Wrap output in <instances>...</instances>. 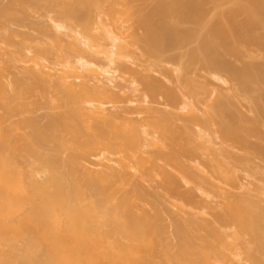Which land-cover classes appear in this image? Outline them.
Returning <instances> with one entry per match:
<instances>
[{"label":"bare ground","instance_id":"6f19581e","mask_svg":"<svg viewBox=\"0 0 264 264\" xmlns=\"http://www.w3.org/2000/svg\"><path fill=\"white\" fill-rule=\"evenodd\" d=\"M50 2H55L58 13L60 12L65 21L70 22L66 27L56 19L57 30L69 28L75 33L79 30L80 34H78L81 37H74V42L69 43V49L72 50L70 52L72 54L73 51L76 52L74 53L76 57H79L82 51L78 49L80 47L77 44L81 43L82 39L89 42L92 39L90 47L96 46L97 42L95 45L94 42L102 36L100 31L104 30V24L106 26L108 22L106 16L110 17L109 20L115 25L120 20L119 17L115 18V14L121 13L119 6L115 5L120 4V7L124 5L122 0H9L6 4H0V30L4 29L3 33L0 31V43L3 42L9 47L17 46L15 37L20 32L12 27L27 24L31 17V13L28 14L30 8L38 9L40 5L44 6ZM135 2L138 3L136 7L138 20L135 29L143 31L138 39L145 47V53L171 62L172 65L178 61L182 64L181 59L186 62L184 67L181 66L183 68L181 72L183 75L186 73L185 76L179 75L177 78V74L181 72L180 69L175 70V80L183 84V86L181 83L178 85L179 88L181 85L183 95L171 90L173 88L170 90L166 88V95L177 104L179 100L181 103L179 105L183 104L182 109L193 110L197 106L199 108L196 109L201 111L200 107L205 106L202 107L204 115H210L213 109L211 115L214 113L219 118L217 120L212 116L206 120L192 114L187 121L200 127V130L211 124L215 127L214 132L221 134L222 142L229 143V146H240L244 151L255 152L264 158V137H262L264 130L261 131L264 128V0H136ZM50 6L51 4L47 7ZM94 14L97 15L95 19L103 18L102 25L97 23L100 19L99 21L93 19ZM56 21L54 20L55 23ZM111 23L107 25L112 26ZM31 24L30 26H33ZM39 25L36 24L35 29ZM42 28L37 30L41 31ZM46 30L43 29L45 31L43 36L49 33L51 35V31L47 30V33ZM123 32L125 34V30ZM31 35L27 33V38L33 39L34 35L30 37ZM39 35L34 38H39ZM59 35L60 32L59 34L57 32L54 38L52 37L55 44L60 43ZM126 38L124 37L125 40ZM37 47L36 54L31 57L37 68L28 71L32 81L13 79L11 82L13 92L9 93L0 77V106L2 104L1 108L5 111L4 116L0 117V125L11 114L10 109L13 110L8 101L21 97L22 91L30 94L34 90H39L43 96L50 95L53 80L49 77L52 74L49 75L50 72L43 70L45 66L39 57L47 58V54L49 51L52 52V49L47 47V50L45 46L38 47L39 49ZM119 48L122 50L120 52L124 51L123 46ZM176 51L180 53L173 54ZM0 53L7 52L2 51L0 46ZM66 53L71 54L69 50ZM37 54L40 56H36ZM53 54L55 57L65 58L57 52ZM10 55L8 61L4 60L5 67H0V72L3 68L12 67L17 51H12ZM198 62H201L202 69L208 74L214 73L219 75L218 78L224 77L230 83L234 82L231 88L227 87L229 88L227 92L226 88L219 86L226 93L232 91L233 95L222 94L224 91L222 89L219 91V88L217 93L203 83L204 79L196 80L198 74L194 75L195 78L190 74L189 68L191 69ZM83 66L86 67V63ZM89 67L87 69L90 72H96V67ZM164 70L167 72L168 69ZM70 78L69 75H60L54 82L58 91L65 96L59 103L51 99L52 105L49 108L60 110L49 113L44 124L34 118H24L13 128H0V264H227L230 258L226 251L231 250L239 255L238 246H241L239 239L245 234H248L252 241L251 236H254L256 241L253 242H256L257 248H264V215L246 200L242 203L229 202L228 215L218 217L222 221H235V226L239 230L234 233L233 243L227 242L222 233L215 231L211 236L203 238L192 229L190 224L180 220L176 215L172 226L174 242L166 236L165 226L161 223L164 207H161L163 201L158 194H153L156 200L152 204L154 207L152 209L155 213L135 211L136 206L132 196L142 200L148 192L142 183L133 180L129 169L134 166L122 159L120 160L122 169H115L110 173L102 172L98 175L85 172L84 177L81 178L78 168L81 160L87 159L100 146L112 153L134 152L138 148L139 132L132 127L129 130L114 129L110 125L109 118L99 121L98 119H104L99 117L104 116L105 109L101 105H94L92 97L85 100L92 102L93 108H84L83 96L70 85ZM202 78L205 77L202 75ZM207 81L210 82L212 79ZM144 84L150 90L161 91L162 86L150 79H145ZM95 91L97 95L107 92L105 88H97ZM179 96L185 98L180 100ZM240 96L248 100L247 102L244 99L249 103L247 107L254 116L245 115L234 105L235 98L240 99ZM166 121L168 120L155 122L154 127L158 129L154 132L169 134L175 141L178 134L182 135V133ZM14 128H27L29 132L14 137L12 136ZM253 137L257 138L258 143L251 141ZM188 140L186 141L189 142ZM208 141L212 142V140ZM45 148L53 152L72 150L69 168L65 173L62 170L64 164L59 157L41 152ZM195 148L173 147L170 153L156 156H163L169 163L181 167L183 164L180 157L194 155ZM21 155L34 158L47 174V180L40 182L34 178L30 185H26L17 167V159ZM235 157L238 159V156ZM126 158L130 159V156L126 155ZM144 161L149 162L139 159L135 164L143 170V174L150 175ZM162 168L160 167V171L169 183L166 186L171 184L174 186L167 190L170 189L171 194L178 195L180 189L178 181L176 182V178ZM118 182L131 184L133 195L126 194L113 204L111 201ZM184 195L181 197L184 198ZM187 198L189 199V196ZM85 200H88V203L83 206ZM63 220L65 223L61 226ZM244 244L246 243L243 242ZM244 247L249 262L261 264L260 254L258 253L257 256L255 253L256 248L246 250L249 246ZM253 250H256L255 254Z\"/></svg>","mask_w":264,"mask_h":264},{"label":"rangeland","instance_id":"374dc122","mask_svg":"<svg viewBox=\"0 0 264 264\" xmlns=\"http://www.w3.org/2000/svg\"><path fill=\"white\" fill-rule=\"evenodd\" d=\"M122 1H124V5L121 4V7L120 4L115 5L117 7L119 6V10L121 9V13H119L121 16L115 14V18L119 17L118 19H120L119 21L117 19L120 26L118 23H115V25L111 23L112 20H109L111 18L106 16L108 19V22L106 20L107 24L110 22L112 26H108L107 24L105 26L103 23L105 28L103 27L104 30L100 31L102 36L98 38L97 41L95 40L94 45L97 42L96 46L90 47L92 39L90 42L82 39L81 43L77 44V46L80 47L78 49H82L79 54L81 59L74 55L76 52L73 51L72 54L70 52L72 50L69 49L71 42H74V37H81L78 32L79 30L76 29L78 30L76 33L69 28L57 30L56 25L58 22H61V25L66 27L70 22L65 21L61 14H59L60 12L58 13L55 2H50V7H47L49 6V4H47L44 6L40 5L38 9L30 8V10H28V12L30 11L28 14L31 13L30 20L33 23L29 18L28 22L30 24L32 23L31 25L33 26H30L27 21V24H24L23 26L11 25L14 26L12 28H16L15 30L18 29L17 31L22 34L18 33L19 35L15 37L16 42L15 39H13L18 47H9L3 42L0 43L1 50L7 52L5 54H1L2 52L0 53V67H5L3 63L6 62L4 60L8 61L12 51H17L16 59L14 63L12 62V67L3 68L0 72V77L3 83L7 86L8 92H13V86L11 85L13 79L27 80V82L31 80L28 71L37 68L35 62L31 60V57L36 54L35 49L37 46L40 48H44L42 46H45L47 50L48 48L52 49V52L49 51L47 54L48 56L46 55L47 58H39L41 59V63L45 66L44 69H42L50 72L49 75L52 74V76L49 77L48 73L45 72L53 82L50 88V95L48 96H43L39 90H34V92L30 94L22 91L21 97L9 100L8 103L13 110L10 109L11 114L6 117V120L0 125V128H13V126L24 118H34L41 124H44L46 122V116L49 113H56L60 110H52L49 108V106L52 105L50 104L51 99H55V102L59 103L65 96L64 93L58 91L59 89L54 82L57 81V78L60 75H69L71 76L69 80L70 85H72L77 92H81L80 94L83 96L84 102L82 105L84 108H93L91 104L92 102L85 100L86 98L92 97L94 105H101L105 109L104 116L99 117H104V119H98L99 121H104L105 118H109L110 125L114 129L129 130L132 127L139 132L137 136L139 144L134 152L123 151L120 153H112L100 146V148L92 152L87 159L81 160L78 164L80 177H84L85 172H90L92 175H98L102 172L110 173L112 170L122 169L120 160L123 159L129 165L134 166L129 169L133 175V180L136 181V183H142L148 192V194H146L147 196L143 198L144 200L132 196V200L136 206L135 211L137 213H141L142 211L149 212V214L155 213V210L152 209L154 208L152 207V204H154L153 202L156 200L153 194H158L164 205L161 206L164 207L162 208L163 221L161 223L165 226L166 236L170 237L169 240L171 239V241L175 242V235L173 234L172 226L174 224L173 219L175 220L176 215L180 220L186 221L190 224L192 229L203 238L211 236L212 232L215 231L222 233L226 237L227 242L233 243L234 233L237 232V229L239 230V228L235 226V221H222L219 220L218 217L225 214L228 215L229 211L227 212V205L229 202L242 203L244 200L250 202L261 215H264V158L255 152H246L240 146H229V143L222 142L223 138L221 134L214 132L215 127L211 124L209 127L205 126L200 130V127L187 121L192 114L199 115L206 120L212 116L217 120H219V118L214 113L211 115L214 111L213 109H211L212 111L210 115H204L202 113V107L204 108L205 106L200 107L201 111L196 109L197 106L194 107L195 110H189V108H186L187 110L182 109L183 104L179 105L181 104L179 103V100L178 104L175 100H173V103L171 98L166 95V88L167 90L168 88L169 90L173 88L171 90H175L177 94L183 95V90L181 91L180 89L182 88L181 85L180 88L178 86L181 82L177 83L178 81L175 80V70L180 69V72L183 71L182 67L186 65V62L181 59L182 64L178 61L172 65L171 62L157 59L149 53L146 54V50H144L145 47L141 40H139L140 33L142 34L143 31L140 32L141 29L136 28L139 30L136 32L135 29L138 20L136 10L138 3L135 2L136 0ZM6 2H9V0H2L0 4H6ZM48 8H50V10ZM119 10L117 9V11ZM96 14H94L93 19H100V22L97 23L102 25L101 19L103 18H98L100 17L98 16V19H95L97 16ZM101 17H103V15H101ZM106 18L104 17V19ZM115 18L114 20H116ZM52 19L55 21L58 19L59 21L57 20L58 22L56 21L55 23ZM35 23L40 24L38 27L39 29L43 26L41 30L42 34L41 31L37 30L38 28L35 29ZM45 26L49 28V30ZM43 29L51 31V35H49V33L47 36H43L45 32ZM3 30L4 29H1L0 31L2 32ZM123 30H125V34ZM23 32H25L26 38ZM57 32L58 34L60 32V43H57L58 45L53 42L54 35ZM4 33H6V31ZM27 33H31L34 37L39 35V38L33 37V39H28ZM32 35L30 37H32ZM126 35H128V37ZM40 37L43 38L40 39ZM124 37H127L126 40ZM113 43L117 48H115L116 46ZM120 46L124 47L123 52H120L122 51L119 48ZM38 47L37 49H39ZM70 48L72 47L70 46ZM68 50L71 54L66 53ZM117 50L119 51L117 52ZM53 52H57L61 56H65V58L55 57L56 53L53 54ZM176 52L173 54L180 53ZM167 55L169 56V54ZM36 56L40 55L37 54ZM84 63H86V67L83 66ZM179 65L180 67H178ZM201 65V62H198L193 67L191 66L193 69L189 68L191 71L190 74L194 76L197 73V76L199 77L196 78V76H194L196 80L199 78V81L204 79L203 83H205L208 88L211 87L212 90L219 93L220 89L224 91L226 88L225 90L227 92V89L229 91V88L233 86L232 84L234 82L231 81L230 83V81L224 77H220V80V78H218L219 75L214 73L208 74V72L202 69ZM89 66L96 67V72H90V70L87 69ZM165 68L168 70L170 69V71L167 70V72H165ZM200 69H202V71ZM177 75V78H179V75L183 74L181 72ZM185 75L186 73L183 76ZM202 75L205 78H202ZM77 76H80V78L77 79ZM180 77L182 78V76ZM194 77L191 78L194 79ZM145 79H150V81L152 80L154 83L162 86L160 88L161 91L157 92L148 89L144 84ZM207 79H212V81H210L211 83L208 82L209 80L207 81ZM219 86H222L224 89ZM97 88H105L107 92L103 95H97L95 91ZM222 91L220 93H222ZM226 92L224 91L222 94L230 93ZM231 94L233 95L232 91L229 95ZM242 97L240 96V99L237 97L235 98L236 100L233 98V100L236 101V103L233 102L234 105L245 115L249 117L254 116L247 107L249 105V103H247L248 100L244 96ZM183 98L181 96L180 100ZM244 99L247 102H245ZM237 100L240 101L237 102ZM1 106L0 117H3L5 111ZM165 119L168 120L166 122H169L175 129L182 133V135L178 134L175 141H173V137L169 134L163 135L160 132H154L158 129L154 127V123L164 122ZM263 125L261 128H263ZM263 130L264 128L261 129V131ZM199 131L201 132L199 133ZM28 132L29 129L27 128H14L12 130V136L19 137ZM262 134V137H264L263 132ZM152 140H154V142ZM208 140H212V142H209ZM251 141L258 143L257 138L255 137L251 138ZM183 146L186 148H196L194 155H184L180 157L183 164L181 167H178L174 163H169L163 156H156L161 153H170L173 150V147L179 149ZM41 152L56 155L64 164L62 168L64 173L68 170V163L71 158L70 154L72 153V150L65 149L61 152H53L49 148H45L42 149ZM126 155H129L130 159H125ZM234 155L238 156V159H236ZM139 159L149 161L144 162H146L145 167L149 168L150 175L143 174V170L135 164ZM17 163V167L22 173L26 185H30L34 178L40 182L47 180V174L41 169L39 164L34 161V158L21 155L18 157ZM160 167H163L164 171L166 170L170 176L176 178V182L178 181L177 183L180 185V187L177 186V188H180H178L179 190L177 189L179 191L178 195L171 194L172 191L170 193V189H168V192L167 188H171L173 185L170 183L171 186H166L169 183L166 182L165 177H163ZM87 168L90 171H88ZM117 185L118 187H116V190L113 193V200L111 201L113 204H116L122 197H124V195L126 196V194L130 196L133 195L131 184L118 182ZM183 193L189 196V199ZM182 194L185 196L184 198L181 197L183 196ZM88 196L90 195L88 194ZM87 203L88 200L83 201V206L87 205ZM259 213L258 215L261 218ZM64 223L65 221L63 220L61 226H63ZM245 235L239 239V243L241 244V246H238L239 255H236L235 252L231 250L226 251V254L230 258L227 264H251L244 253V246L246 245L249 246L246 250L250 248L252 249V247L256 248L257 251L253 250V254L257 253V256L260 254V263L264 264V251L262 250L264 248L259 249L256 247V242H253L256 241L254 240V236H251L253 237L252 241L248 234ZM163 240L165 244V238ZM243 242L246 244L243 245Z\"/></svg>","mask_w":264,"mask_h":264}]
</instances>
